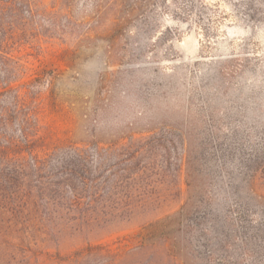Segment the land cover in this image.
Here are the masks:
<instances>
[{
  "label": "rangeland",
  "instance_id": "374dc122",
  "mask_svg": "<svg viewBox=\"0 0 264 264\" xmlns=\"http://www.w3.org/2000/svg\"><path fill=\"white\" fill-rule=\"evenodd\" d=\"M6 76L10 156L125 188L85 214L0 187V261L123 252L173 216L181 264H264V0H0Z\"/></svg>",
  "mask_w": 264,
  "mask_h": 264
},
{
  "label": "trees",
  "instance_id": "16d2710c",
  "mask_svg": "<svg viewBox=\"0 0 264 264\" xmlns=\"http://www.w3.org/2000/svg\"><path fill=\"white\" fill-rule=\"evenodd\" d=\"M15 78L6 76L0 86H10ZM1 95V94H0ZM0 133V187L12 197L13 192H8L10 186H24L21 190L25 199H34L42 204L49 212L52 207L63 210L82 211L83 213H95L107 210H116L124 202L117 199L106 200L103 197L105 189L115 194L124 186L113 184L106 188L104 183L88 185L80 179V167L76 162L70 161L61 172V181H55V175L49 178L47 174L49 161L39 158L34 154L15 158L10 156L8 150L13 146L12 141H3ZM76 156V155H75ZM7 170V171H6ZM78 179L80 181L78 182ZM99 179V178H98ZM79 183V185H77ZM82 193H89V198ZM179 215V213L177 214ZM175 217H168L154 222L145 228L144 233L136 236L133 247L123 252H118L111 245H97L88 247L81 252L69 256H51L43 253H32L31 256L23 255L19 259H1L0 264H133L145 255L147 262L140 264H157V256L164 252L169 262L181 264L179 256L173 254L178 245L174 234L166 232V229L174 224ZM138 264V261H137Z\"/></svg>",
  "mask_w": 264,
  "mask_h": 264
}]
</instances>
